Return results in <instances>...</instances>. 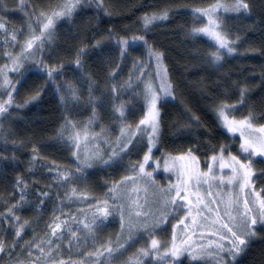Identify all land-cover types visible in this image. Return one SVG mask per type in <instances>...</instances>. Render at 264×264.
<instances>
[{
    "label": "snow or ice",
    "instance_id": "snow-or-ice-1",
    "mask_svg": "<svg viewBox=\"0 0 264 264\" xmlns=\"http://www.w3.org/2000/svg\"><path fill=\"white\" fill-rule=\"evenodd\" d=\"M92 3V0H88ZM4 0H0V12L7 9ZM23 11L24 24L20 29H9L6 18L0 16V30L9 33L4 39L19 47V51H6L3 56L10 63L0 64V89L7 93V99H0V117L10 115L8 108L13 106V92L19 91L17 85H22L23 81L13 80L9 76L12 71L16 75H23L20 69L28 60H35V65L41 74L48 77V82L53 85V92L58 97L59 102L65 106V115L60 130L57 133L59 139L63 140L75 159L78 167L70 170H61L59 165L53 163L54 172L47 174L53 176V183L58 187H67L64 198L69 201L83 202L89 209L85 214L83 221L76 223H67L69 220L76 221L73 213L61 217L52 218L49 225L51 236L54 239L38 238L37 241H26L19 245L22 252H26L27 258H22L18 253L11 264H110L111 261L120 257L127 248L130 247L139 237L137 232L150 236L147 247H142L129 259H125L121 264H141V256L151 255L156 264H181V257L185 254L190 258V264H201L205 258L211 257L213 264H239L237 257L249 248L251 241L258 236L257 229H264V187L257 191L254 177L259 175L264 178V168L257 170L254 168L256 159L264 160V124H254L257 118L256 114L249 110L248 115L237 118L232 115L239 107L245 104L247 92L246 87L240 89V98L229 103L221 99L215 108L217 118L221 125L230 133H239V150L246 159L228 152V146L221 144L218 152H213L211 157H206L208 167L202 171L199 167V157L195 155L191 148L186 152L178 154L162 153L160 157L152 155L153 149L158 145L161 136V109L159 104L161 98H167L174 95V85L167 75V68L163 64L165 53L158 50L149 43L146 35H133L130 37L116 36L114 43L118 48V55L121 61L128 56L130 45L140 42L147 49L149 61H154L155 74L159 77L154 84L151 79H145L146 73L144 67L147 64L144 60H134L133 68L139 72L135 76V81L143 80V96L146 106L145 114L133 126L125 123L129 109L132 107L124 101L116 103L119 91L130 88L134 82L133 76L123 84L108 83L104 88H100L95 76L88 72L84 67L83 57L89 51V45L80 44L76 47L75 66L77 70L83 73L81 77L86 81L83 89L72 81L63 83L56 81V76L63 73L66 67L61 61L57 65H49L41 56L36 59L37 53L44 51L46 43L51 45L55 41L57 22L62 18H72L77 14L78 9L84 8V0H59L58 3L48 8H36L29 6L26 0H19L17 5ZM94 9L99 13L109 14V6L105 0H95ZM218 9L232 11L235 13H249L251 6L249 0H233L230 4L216 3L209 4L206 7H193L194 17L201 19L206 17L204 24L193 23L189 29L192 35L206 34L211 37L216 45V51H210L207 59L211 63H220L223 60L221 51L228 53L236 52L232 47V41L229 34L224 31V22L218 18ZM179 11V7L173 9ZM169 11L145 13L142 17L143 25L147 29L153 22L162 21L169 15ZM111 32L112 29H109ZM22 35L23 41L17 40V36ZM111 37L94 39L92 48L98 50L104 63L111 61V56L106 55L104 50L107 47V41ZM51 55V53H50ZM71 66V65H67ZM120 65H117L119 68ZM119 72L112 69L109 73L110 81H115ZM11 89V90H9ZM119 89V91H118ZM40 91L32 94L28 100L36 101L41 96ZM86 91L87 102L81 96V91ZM99 90L100 96L95 95ZM111 95L112 111L119 119V135L114 140H109L104 132H90L89 127L98 119L96 104L108 103L104 96ZM28 100L25 103H28ZM85 106L91 108V117L87 122L76 121L68 118L67 109L69 106ZM19 107V106H18ZM195 123L199 124V117H191ZM82 124V127H78ZM103 129V126H101ZM187 127V126H185ZM3 130V124H0V132ZM90 141L93 143L90 144ZM15 146L16 142H12ZM101 143L106 144L110 151L101 148ZM7 146V142L6 145ZM135 150V152H134ZM199 149H197L198 151ZM143 151L142 159L127 164L128 175L121 176L118 181H113L111 187L106 193V198L98 199L90 195L86 190H81L76 183H70L86 176L85 169L93 164L108 168L113 166H122L124 157L132 154L139 155ZM35 152V146H34ZM13 160L17 159L15 153H12ZM0 159L7 160L8 157L0 153ZM37 157L33 155L32 160ZM163 160V165L160 161ZM211 161L209 163L208 161ZM154 164L153 170L149 171L146 165L149 162ZM219 165V169L227 168L230 175H213V164ZM32 165L30 164V167ZM163 167L176 173L175 183L168 182L161 186L155 180V169ZM213 184H224L227 191L214 189ZM201 186L204 191H201ZM16 189L19 199L13 205L8 207L4 213H0V221L7 222L8 228L15 233V237L22 239L21 233L24 231V223L20 222L17 216V210L26 203L25 193L28 189V183L22 177L16 180ZM141 193L143 195L141 196ZM37 195L48 197L49 193L37 191ZM59 195V193H57ZM94 200L95 205L87 204V200ZM143 200V203H141ZM63 199L61 200V211H63ZM155 205V209L152 207ZM38 206H43L42 202ZM172 206L175 209L180 207L185 216L176 221L173 225V232L170 241L162 242L154 233L159 231L163 222L168 218L164 209ZM147 209V210H145ZM118 216L121 232L117 233L116 239L106 237L103 242L97 243L96 228L105 224L110 217ZM185 219L188 221L185 223ZM66 225V226H65ZM179 225L183 230L182 235H177L175 228ZM83 228L87 235H78L73 228ZM199 233L203 240L205 234H210L214 239L206 242L196 243L193 236ZM65 234L68 240L64 242ZM91 241L94 250L83 251L79 253L82 258L67 260L63 259L61 253V243L72 250L73 246L77 249L87 247ZM19 244V239L15 243H7L0 239V253L8 254L15 250ZM41 244L44 246L42 247ZM39 253V255H37ZM259 264H264V253L259 258Z\"/></svg>",
    "mask_w": 264,
    "mask_h": 264
},
{
    "label": "trees",
    "instance_id": "trees-1",
    "mask_svg": "<svg viewBox=\"0 0 264 264\" xmlns=\"http://www.w3.org/2000/svg\"><path fill=\"white\" fill-rule=\"evenodd\" d=\"M58 2L59 0H26L29 6L38 9L48 8ZM216 2L217 0H105L110 15L100 12L97 19V12L94 9L95 0H92V3L86 0L84 8L78 9L73 18L62 20L57 24L55 41L51 45L46 43L44 51L36 54V59L43 56V59L53 66L63 61L66 67L63 73L56 76V81L60 83L72 81L83 89L86 81L81 78L83 73L75 66L74 62L77 58L75 52L78 45H89V51L83 57L84 67L95 76L101 89L110 82L123 84L130 75L133 76L134 82L130 88H125L123 91L118 89L119 95L115 102L124 101L132 105L124 122L134 126L145 114L146 106L142 92L144 81H135V76L139 75V72L133 68V61L139 59L146 62L147 67L141 66L146 73L145 79H151L154 84L158 81L155 62L149 61L147 49L140 42L130 45L128 56L121 61L114 40L116 36L146 35L149 43L165 53L163 64L174 85V95L161 99V136L156 153L178 154L191 148L204 162L206 157H211L213 152L219 151L221 144H225L228 146L225 154L232 152L246 159L239 150V137L228 132L221 125L215 108L221 99L229 103L237 101L240 98V89L246 87L245 104L232 115L240 118L248 115L249 110H252L257 117L253 123L264 124V0H249L251 6L249 13L229 11L221 14L225 25L223 30L229 34L231 46L236 48V52L228 53L222 50L223 60L218 64L211 63L207 59L210 51L217 50V45L210 39L197 34L192 35L189 31L194 22L206 23V17L203 19L194 17L190 9L206 7ZM220 2L230 4L233 0H220ZM4 3L8 7L0 12V16L6 18L9 29H20L24 24L22 14L24 10L17 7L19 0H4ZM177 7L179 11L173 10ZM164 10H171L168 17L153 22L145 29L143 15ZM109 29L112 31L110 32ZM109 37L112 40L107 41L104 52L111 56V61L104 63L98 50L91 46L94 39L107 40ZM23 39L22 35L17 36L18 41L22 42ZM6 51L18 52L19 47L13 42L10 46L0 43V64L10 63L3 56ZM117 65L120 67L117 68ZM36 68L35 60H28L20 69L23 75L9 72V76L14 81L21 80L23 83L17 85L19 91L13 92L14 103L8 108L11 114L0 117V124H3V130L0 132V153L8 157L7 160L0 159V213H4L19 199L16 189L17 178L22 177L28 183L25 193L27 202L23 203V207L16 213L21 223L27 221L21 233L22 239L15 237V233L8 228L7 222L0 221V239H4L6 244L15 243L19 239L14 251L8 254L0 253V264H11L18 253L26 259V252H22L19 246L26 241L39 242L38 238L54 239L46 226L51 223L54 215L63 217L69 212L73 213L76 221L69 220L67 223H76L88 218L85 214L89 213L83 202L64 198L67 187H58L53 183V176L47 174L55 171L53 163L59 165L62 171L74 169L78 165L67 145L57 136L64 120L65 106L54 94L53 85L48 82V77ZM112 69L119 72L115 81H110L109 78ZM41 88L44 90L41 91L38 100H28ZM80 94L87 102L86 91L82 90ZM95 95L100 96L101 92L97 90ZM0 99H7L4 89H0ZM104 99L109 102L103 105L96 104L98 119L89 127V131L96 133L103 131L109 140H114L119 135V119L113 114L111 95H105ZM26 100L28 103H25ZM67 113L69 119L87 122L91 117V108L85 106L77 108L70 105ZM193 116L199 117V124L191 119ZM78 127H82V124H78ZM13 141L16 142L15 146ZM6 142L7 146H5ZM101 148L111 150L103 143ZM12 153H15L17 159L11 158ZM33 155L37 157L35 161L32 160ZM142 155L143 151L139 155L124 157L122 166L105 168L93 164L85 169L84 178L70 183H76L79 189L88 191L98 199H104L111 183L129 174L127 164L141 160ZM136 158L140 159L136 160ZM253 166L257 170L264 168V160L256 159ZM254 182L258 190L264 187V178L259 175L254 177ZM37 191L47 192L49 196L41 197L37 195ZM62 199L63 211H61ZM41 202L43 206H38ZM87 204L94 206L95 201L89 199ZM73 231H77L78 235H87L83 228L74 227ZM96 232L97 243L103 242L106 237L115 240L117 233L121 232L119 217H110L105 224L96 228ZM136 235H142V239L135 240L127 251L110 264H121L125 259L131 258L138 249L147 247L150 236L141 232H137ZM63 239L66 243L68 235L65 234ZM60 247V254L65 260L69 256L72 259H80L82 256L79 253L94 250L91 241L88 242L87 247L77 249L73 246L71 251L64 246V243H61ZM262 253H264V235L251 241L249 248L238 258L239 264H259ZM139 259L141 264H156L151 255L141 256ZM180 260L181 264H190L187 258ZM86 264L91 262L86 261ZM130 264L135 262L131 261ZM164 264L167 262L165 261ZM201 264L208 262L201 261Z\"/></svg>",
    "mask_w": 264,
    "mask_h": 264
},
{
    "label": "rangeland",
    "instance_id": "rangeland-1",
    "mask_svg": "<svg viewBox=\"0 0 264 264\" xmlns=\"http://www.w3.org/2000/svg\"><path fill=\"white\" fill-rule=\"evenodd\" d=\"M86 2V0H84V3ZM221 3H224V2H221ZM224 4H227V3H224ZM229 11H224L223 9H218V18H220L222 20V17H221V14L222 13H228ZM74 17V16H73ZM72 17V18H73ZM69 18L65 19V18H62V20H68ZM61 20V21H62ZM60 21L57 22V24L59 23ZM207 22V20H206ZM7 27H8V24H7ZM9 34V33H8ZM7 32H4L2 30H0V43H4V39L8 36ZM197 35H201V36H204L208 39H210L215 45V41L207 36L206 34H197ZM11 41H8L7 43H4L6 45H11ZM159 79V77H158ZM163 99V97L161 98ZM166 99V98H165ZM159 107H160V104H159ZM147 110V109H146ZM232 134H235L239 137V133H232ZM92 142H90L91 144ZM240 144V143H239ZM158 146V145H157ZM157 146L153 149V152H152V155L154 157H160L161 154L159 153H156V150H157ZM232 153V152H231ZM196 155V154H195ZM228 154H225V156H227ZM237 155V154H235ZM143 156V155H142ZM197 156V155H196ZM239 156V155H238ZM198 157V156H197ZM241 158V157H240ZM140 158H136V160H139ZM142 159V157H141ZM242 159V158H241ZM209 163H211V161L209 160L208 161ZM161 165H163V160L160 161ZM153 167H154V164L150 161L148 165H146V168L147 170L149 171H152L153 170ZM199 167L202 171H206L207 170V167H208V163H206L205 161L202 162L200 159H199ZM213 169H214V172H213V175L215 176H220V175H224V176H228L230 175V172L227 168H224V169H220V170H217L219 169V165L214 163L213 164ZM155 180L161 185V186H165L168 184V182H173L175 183L176 179H177V176H176V173L174 171H169L165 168H163L162 166L160 168H157L155 169ZM213 188L214 189H221L222 191H227L228 188L226 185L224 184H213ZM201 191H204V187L201 186ZM257 191H260L257 189ZM143 195V193H141V196ZM141 203H143V200H141ZM152 207L155 209V205H152ZM180 207L182 206H177L175 209L172 208V206H169V208L167 209H164V211L168 214V218L163 222V224L161 225V228L159 231H156L154 234L162 241V242H168L170 241V238H171V234L173 232V225H176V221L177 220H180L182 217L185 216V213L184 211H181L180 210ZM147 210V209H145ZM120 222V221H119ZM188 221L185 219V223H187ZM175 231L177 233V235H182L183 234V230L181 229V227L179 225L176 226L175 228ZM142 232V230L140 231ZM257 232H258V236H261V235H264V229H257ZM147 235V234H145ZM139 238L138 239H142V235H137ZM148 236V235H147ZM258 236L256 238H254L253 240L257 239ZM149 237V236H148ZM215 237L211 236L210 234H205L204 235V238L203 240L201 239V236L200 234L197 232L194 236H193V239L196 243H202V242H206V240H209V239H214ZM136 239V240H138ZM252 240V241H253ZM241 256V255H240ZM239 256V257H240ZM237 257V259L239 258ZM184 258H187L190 260V258L187 256V254H185L184 257H181L180 259H184ZM202 261H206L208 262V264H213V260L211 257H208V258H205L203 259Z\"/></svg>",
    "mask_w": 264,
    "mask_h": 264
}]
</instances>
